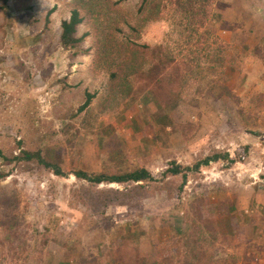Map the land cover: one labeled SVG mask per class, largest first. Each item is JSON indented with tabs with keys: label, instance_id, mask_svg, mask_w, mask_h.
Instances as JSON below:
<instances>
[{
	"label": "rangeland",
	"instance_id": "374dc122",
	"mask_svg": "<svg viewBox=\"0 0 264 264\" xmlns=\"http://www.w3.org/2000/svg\"><path fill=\"white\" fill-rule=\"evenodd\" d=\"M3 3L0 264H264V0ZM76 7L87 37L75 54L60 37ZM128 42L174 58L175 101L156 97V81L111 80L102 46ZM23 150L65 176L12 161ZM226 152L241 162L164 175ZM137 168L157 181L74 175Z\"/></svg>",
	"mask_w": 264,
	"mask_h": 264
},
{
	"label": "trees",
	"instance_id": "16d2710c",
	"mask_svg": "<svg viewBox=\"0 0 264 264\" xmlns=\"http://www.w3.org/2000/svg\"><path fill=\"white\" fill-rule=\"evenodd\" d=\"M3 8L8 9V0H3ZM147 2V0H144ZM55 8L51 9L46 15L45 25L46 28L51 22V16ZM85 22L84 15L81 14L78 7L74 8L69 19L62 22V34L60 37V44L65 50L75 51L74 53L81 52L82 43L87 35L77 36L79 27ZM133 30L137 31L136 26H131ZM101 45V43H100ZM102 55L107 59L109 69L111 70L110 77L112 81L117 79H145L149 82L156 81L154 84L156 88L154 93L156 97L165 100V102H172L177 99V92L173 90V85L176 84L172 79L171 67L174 64V58L165 53L162 46L151 47L148 44H139L128 42L124 46L125 51L111 48L107 49L102 46ZM100 49V46H99ZM113 67V68H111ZM93 96L89 95L88 100L79 109L83 111L90 103ZM0 159L7 160V156L0 149ZM221 160H228L234 164L241 162L240 157L233 158L229 153H216L208 156L192 166H183L172 162L164 172V175L177 176L181 175L185 181L195 172H199L202 167H209L212 163ZM12 161H35L43 168L50 170L55 175L64 177L65 173L60 165L47 160L40 152L34 150H23L20 155L13 157ZM75 177L79 180H84L93 185H100L103 183H118L131 185L135 183H154L157 181L156 177L146 168H137L120 174H91L85 171H77L74 173ZM5 175H0V179ZM136 189L141 188L142 185H137Z\"/></svg>",
	"mask_w": 264,
	"mask_h": 264
}]
</instances>
